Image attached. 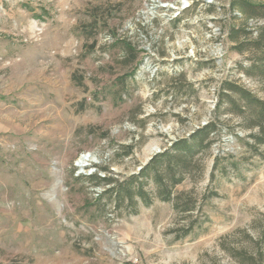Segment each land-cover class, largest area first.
Returning a JSON list of instances; mask_svg holds the SVG:
<instances>
[{
	"label": "rangeland",
	"instance_id": "obj_1",
	"mask_svg": "<svg viewBox=\"0 0 264 264\" xmlns=\"http://www.w3.org/2000/svg\"><path fill=\"white\" fill-rule=\"evenodd\" d=\"M232 1L0 0V264H264V145L233 134L251 141L245 116L222 114L180 209H117L89 178L137 174L207 124L224 80L264 99L230 39L264 18Z\"/></svg>",
	"mask_w": 264,
	"mask_h": 264
},
{
	"label": "trees",
	"instance_id": "obj_2",
	"mask_svg": "<svg viewBox=\"0 0 264 264\" xmlns=\"http://www.w3.org/2000/svg\"><path fill=\"white\" fill-rule=\"evenodd\" d=\"M231 6L239 8L249 18H264V4H255L249 0H233ZM250 33L245 27L232 28L230 39L235 41L234 49L237 52H250L254 55L251 65L245 69L246 74L259 77L264 81V25L259 28L258 35L254 39L248 37ZM242 36L244 39L239 41ZM127 46L131 52L134 51L129 44ZM217 93L218 101L213 111V118L191 135L178 138L162 153L156 154L137 174L121 180L108 175V170L103 169L106 172L105 176L96 173L89 178L98 185L109 186L103 195L112 197L117 209L123 206L136 208L139 203L149 206L154 198L164 202H174L175 208L180 209L179 197L174 194V188L184 183L195 167L202 172L200 156L210 150L217 138L221 136L220 123L223 113L245 116L250 121L249 128L252 132L248 137L251 141L233 132L238 141L254 150L264 145V99L250 89L230 80H224ZM128 148L127 154H130L132 148ZM219 163L217 157L213 170L219 167ZM213 175L214 171L212 177ZM149 184L155 186L154 194L148 191ZM261 242L264 245V231ZM241 258L250 261L249 257ZM263 260L264 253L261 252V263Z\"/></svg>",
	"mask_w": 264,
	"mask_h": 264
},
{
	"label": "bare ground",
	"instance_id": "obj_3",
	"mask_svg": "<svg viewBox=\"0 0 264 264\" xmlns=\"http://www.w3.org/2000/svg\"><path fill=\"white\" fill-rule=\"evenodd\" d=\"M148 151H149V153H150V155L153 153V148H151V149H148ZM148 153V154H149ZM92 157L90 156V155H85V156H83L81 159H80V161H79V166L81 167V168H86L87 166H89V163L90 162H92Z\"/></svg>",
	"mask_w": 264,
	"mask_h": 264
},
{
	"label": "water",
	"instance_id": "obj_4",
	"mask_svg": "<svg viewBox=\"0 0 264 264\" xmlns=\"http://www.w3.org/2000/svg\"><path fill=\"white\" fill-rule=\"evenodd\" d=\"M160 152H161V150L159 148H153V153L151 155H155V154H158ZM151 155L146 159L145 165L153 158ZM145 165H143V166H145ZM143 166L140 167L139 170H141L143 168Z\"/></svg>",
	"mask_w": 264,
	"mask_h": 264
}]
</instances>
